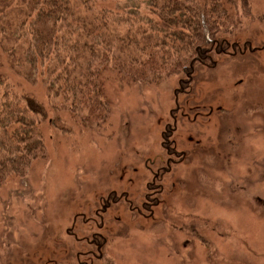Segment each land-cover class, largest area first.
<instances>
[{
	"label": "rangeland",
	"instance_id": "374dc122",
	"mask_svg": "<svg viewBox=\"0 0 264 264\" xmlns=\"http://www.w3.org/2000/svg\"><path fill=\"white\" fill-rule=\"evenodd\" d=\"M253 11L195 74L107 84L100 131L69 114L60 119L66 129L48 123L46 159L0 192V264H82L85 238L99 231V264H264V0ZM181 88L187 96L176 97ZM34 93L50 111L44 89ZM176 105L184 109L175 151L187 153L164 180L155 218L123 201L102 212L114 192L146 195ZM97 212L104 228L84 226Z\"/></svg>",
	"mask_w": 264,
	"mask_h": 264
},
{
	"label": "trees",
	"instance_id": "16d2710c",
	"mask_svg": "<svg viewBox=\"0 0 264 264\" xmlns=\"http://www.w3.org/2000/svg\"><path fill=\"white\" fill-rule=\"evenodd\" d=\"M254 5L0 0V192L46 159L48 123L66 129L60 119L69 114L83 129L100 131L110 115L107 84L158 85L195 74L243 18L256 17ZM36 88L44 89L53 117Z\"/></svg>",
	"mask_w": 264,
	"mask_h": 264
},
{
	"label": "flooded vegetation",
	"instance_id": "af4514ba",
	"mask_svg": "<svg viewBox=\"0 0 264 264\" xmlns=\"http://www.w3.org/2000/svg\"><path fill=\"white\" fill-rule=\"evenodd\" d=\"M249 50V49H248ZM241 51V49H240ZM246 51V50H244ZM242 51V54H244ZM208 61H211V59L209 60V58H207ZM214 65H212V67H215L216 64L213 63ZM193 80V78H192ZM189 92L187 89H183L181 88V90H178L176 93V97H179L180 95L182 96H187L186 93ZM203 107L200 105L193 107V109L197 110L196 112H194V114H197L194 117H200L199 115L202 114V112L200 111V109H202ZM184 109V106H179L176 105V113L173 116V127H165L162 135H161V146L165 145V156L166 159H164V157L160 159L161 165H159L156 170H153L151 172L152 175V182L148 183L147 185V193L144 197L135 200L134 197L131 196L132 193L136 194L132 187H129L128 192H121L119 194V196H117L114 192V194H112V197L110 196L109 198H107L106 200V206H104V210H102V212H106L107 210H109V208H111L112 205H116L119 201H123L125 204H127L129 206V209L133 212L138 214L139 216H141L142 218H155L156 215V209H158L164 202V200H162V196H164L165 193V178L168 174H170L173 170V166H178L181 161L177 160V156L184 158L186 156L185 151L180 150V154L177 153V151H175L177 148L174 145V141H173V137L177 131V123H178V114L181 112V110ZM186 114V113H185ZM211 114V113H210ZM182 118V117H181ZM191 141V140H190ZM172 143V144H171ZM179 154V155H178ZM174 158H176V160H174ZM165 164V165H164ZM131 181H134L133 179L129 180L128 184L132 185L133 183ZM118 193V192H117ZM164 199V198H163ZM99 215L101 217H99ZM96 218L97 221H92L91 219H87V218H82L84 226L89 225V227L92 229L93 226L95 225L96 227L100 225H102V227H99V230H101L102 228H104L103 226V218H102V214L100 212L96 213ZM98 219L100 221H98ZM77 222V221H76ZM102 223V224H101ZM103 238L104 236L99 232H96L95 234H91L90 236H87L85 238V244L86 245V250L83 253L84 255V262L82 264H99V262L102 263L103 260V256L101 253V247L103 244ZM58 257V255H57ZM48 264H57L58 262H52V260L49 259Z\"/></svg>",
	"mask_w": 264,
	"mask_h": 264
}]
</instances>
